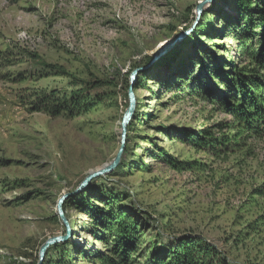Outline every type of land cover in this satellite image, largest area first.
Wrapping results in <instances>:
<instances>
[{
  "label": "rangeland",
  "instance_id": "374dc122",
  "mask_svg": "<svg viewBox=\"0 0 264 264\" xmlns=\"http://www.w3.org/2000/svg\"><path fill=\"white\" fill-rule=\"evenodd\" d=\"M202 1L0 0V264H38L41 247L67 234L59 199L113 162L132 74L193 25ZM242 15L238 0H217L138 74L121 163L65 202L71 235L44 264H98L107 245L96 209L144 225V253L203 239L225 264H264V136L220 145L234 134L222 84L247 66ZM208 130L220 149L194 146Z\"/></svg>",
  "mask_w": 264,
  "mask_h": 264
},
{
  "label": "trees",
  "instance_id": "16d2710c",
  "mask_svg": "<svg viewBox=\"0 0 264 264\" xmlns=\"http://www.w3.org/2000/svg\"><path fill=\"white\" fill-rule=\"evenodd\" d=\"M249 3L248 0H238L243 15L235 35L239 52L247 66L236 68L233 65L231 78L225 84H222L223 80L221 81L223 86L221 93L225 98L218 100V105L220 110L234 118L230 124L223 126L231 125L230 130L234 131L225 143L220 144L223 147L230 143L231 137L232 144H238L244 133L248 137L264 136V7L260 0H256L259 12L252 14L248 7ZM191 92L192 88L189 86L185 93ZM44 98L47 101L51 100L47 95ZM214 102L215 100L212 101ZM194 139V146L205 147L207 150L213 151L221 147L210 130ZM96 210V224L102 227L100 240L107 245V253H101L97 257L98 264H225V260L219 258L216 249L203 239L185 238L186 240H182L180 244L176 242L163 244L162 249L159 245H151L144 253L141 250L144 225L133 221L126 212L118 214L112 210ZM60 247L58 244L53 249L58 250ZM63 260L59 258L54 264H67Z\"/></svg>",
  "mask_w": 264,
  "mask_h": 264
},
{
  "label": "water",
  "instance_id": "95a60500",
  "mask_svg": "<svg viewBox=\"0 0 264 264\" xmlns=\"http://www.w3.org/2000/svg\"><path fill=\"white\" fill-rule=\"evenodd\" d=\"M216 1L217 0H204V1L200 2L199 5L197 6V9H196V20L193 23V25L189 29L181 32L175 40L169 41V42L163 44L162 46H160L157 49V51L155 52L153 59L151 60V62L147 66H144V67L139 68V69L134 71V73L131 76V87L129 90V108H128V110H127V112H126V114L122 120V137H121V147L119 149V152H118L117 156L115 157V159L113 160V162L107 168L100 170V171L90 173L83 180V182L80 184V186L74 192L68 193L59 199L58 204H57V211H58L59 217L62 219L63 223L66 226L67 234L65 236L51 238L41 247L40 252H39L38 264H44L46 257L48 255L49 251L51 250V248L60 244V243L65 242L68 239V237L71 235L72 230H71L70 225L64 216L63 207H64L65 202L68 201L73 196L83 192L94 179H97V178L102 177V176L107 175V174H111L120 165L121 160H122V156H123V153H124L125 147H126L128 125L134 117V114L136 111V106H137V100H136V97L134 94L133 85L137 79L138 74L142 71L147 70L155 62H157L158 60L167 56L182 41H184L185 39L190 37L192 35V33H194V31L198 28V26L200 24V20L202 18V15L205 11V8L207 6H210L211 4L215 3Z\"/></svg>",
  "mask_w": 264,
  "mask_h": 264
},
{
  "label": "bare ground",
  "instance_id": "6f19581e",
  "mask_svg": "<svg viewBox=\"0 0 264 264\" xmlns=\"http://www.w3.org/2000/svg\"><path fill=\"white\" fill-rule=\"evenodd\" d=\"M110 164H111V163H110ZM110 164H109V165H110ZM109 165H108V166H109ZM108 166H106L105 168H107ZM105 168H103V169H105ZM103 169H100V170H103ZM100 170H98V171H100Z\"/></svg>",
  "mask_w": 264,
  "mask_h": 264
}]
</instances>
